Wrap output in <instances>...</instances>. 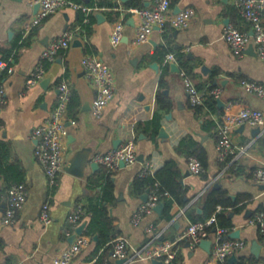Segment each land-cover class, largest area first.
<instances>
[{
  "label": "crops",
  "instance_id": "crops-1",
  "mask_svg": "<svg viewBox=\"0 0 264 264\" xmlns=\"http://www.w3.org/2000/svg\"><path fill=\"white\" fill-rule=\"evenodd\" d=\"M75 1L92 8L91 11L85 13L69 7L27 31V25L39 10L36 4L31 0H0V60L10 65L0 68V83L6 91L5 102L0 104V264H55L54 259L80 235L87 236L88 242L73 264H96L104 248L96 253L98 232L92 237L85 234L91 219L86 208L99 205L103 186L109 178L114 184L115 199L108 205V212L115 220L118 236L128 239L130 253L148 245L153 234L158 236V242L175 239L194 218L204 215L206 194L221 187L233 200L240 195L250 196V201L240 210H224L233 223L228 237L234 238L230 234L238 231L235 238L246 243L234 253L236 260H227V264H264L259 229L249 223L253 213L264 208V189L253 179V171L264 167V125L246 124L234 128L231 137L237 154L228 161H221L217 153L221 112L237 113L251 107L264 113V97L246 91L242 85L243 79L264 84V59L257 54L253 43L248 44L242 56L235 55L223 38L229 24L252 33L234 1L171 0L172 13L187 7L195 9L196 15L189 27H156L142 43L134 41L140 19L128 8L133 4L151 7L153 0ZM118 21L124 23V36L121 43L113 45L111 34ZM67 30L74 32L70 46L53 61L43 60L44 49ZM177 53L183 55L195 85L204 86L202 91L211 86L221 89L219 98L215 97L216 112L206 105H201L199 111L191 106L184 85L183 72L186 71ZM91 54L105 60L114 73L115 96L99 118L92 113L95 87L82 65V58ZM169 54L175 57L170 58ZM40 64L45 70L43 77L34 85H28L30 74ZM62 80H67L72 87L65 121L64 166L77 153L89 155L90 160L83 176L63 169L58 185L50 190L47 176L35 156L37 139L33 137V130L44 123L55 108ZM160 93L172 101V107L162 112L160 125L155 130L150 122L158 109ZM212 122L217 126L213 127ZM162 128L164 137L159 134ZM188 136L206 151L207 166L198 175L187 174L189 159L193 156L178 148ZM129 140L134 141L136 152L138 156L143 155V160L115 170L99 163L94 165L96 153H105ZM148 160L153 163V173L170 160L176 162L181 172L180 182L183 180L181 184L187 188L186 205L174 200L169 213H165V200L160 199L159 202L165 203L160 212L153 209L134 224L132 216L144 201L143 193L134 194L131 185ZM17 182L26 184L28 199L16 222L6 225L3 216L7 190ZM46 201L50 202L52 214L48 224L40 219ZM219 207L223 209L218 206L217 210ZM77 208H82L84 214L74 228L69 217ZM83 223L86 224L84 232L77 234V228ZM149 225H153V232L147 231ZM253 242L260 244L258 254L253 250ZM207 245L191 248L188 241L180 243L177 264H217L212 259L214 229ZM108 258L114 264H153L151 259L140 258L119 262L112 249Z\"/></svg>",
  "mask_w": 264,
  "mask_h": 264
},
{
  "label": "built area",
  "instance_id": "built-area-1",
  "mask_svg": "<svg viewBox=\"0 0 264 264\" xmlns=\"http://www.w3.org/2000/svg\"><path fill=\"white\" fill-rule=\"evenodd\" d=\"M243 19L250 24L252 33L243 31L235 25L226 26L223 38L229 44L232 52L237 56H242L249 43L256 47L257 54L264 59V0H233ZM33 4L39 5V10L34 18L27 25V31L39 26L45 19L52 14L66 8H74L89 13L92 8L83 5L75 0H31ZM128 11L139 17L134 41L142 43L147 41L156 27L163 28L169 25L176 29H185L189 27L196 11L193 7H187L178 13L171 12V0H153L151 7H129ZM74 35L73 30H67L61 37L54 39L42 52V59L53 61L57 55L66 50L71 43ZM124 36V23L118 21L111 34V42L118 45L122 42ZM174 58V54L168 55ZM82 65L92 81L96 95L92 101V113L96 118L102 116L104 109L115 96L114 73L109 64L98 55H86L82 58ZM10 65L5 60H0V68L6 69ZM44 66L40 64L29 76L28 85H34L44 75ZM185 89L190 97L192 107L204 102L206 95H213L219 98L221 89L201 91L197 88L193 80L183 72ZM244 89L264 97V84L258 81L248 79L242 80ZM58 101L51 112L49 118L33 130V137L37 139L35 156L39 160L48 180L49 189L52 190L58 185V178L63 171L64 151L63 141L66 131V116L69 103L72 96V87L67 80H62L58 86ZM5 87L0 83V104L5 102ZM262 126L264 125V113L262 110L251 107H244L237 113H224L218 119L220 129V139L217 145L218 158L221 161H228L230 157L237 154V147L232 140L234 128L242 125ZM94 161L102 164L109 170H115L125 165L132 164L138 160V153L135 149V143L132 140L126 141L120 146L113 148L105 153H96ZM153 163L148 160L140 172L141 175L153 173ZM204 166L197 157H190L189 171L193 174L204 172ZM253 179L264 185V167H258L253 171ZM157 184L155 185V187ZM168 196L169 192H163ZM161 194L156 189H151L148 199L144 201L132 216V222L138 224L145 213H149L160 201ZM28 199V189L25 183L17 182L12 184L7 190V206L4 211L3 223L12 225L16 222L19 212L23 209ZM221 208L219 207L218 210ZM84 211L77 208L69 217L70 224L76 228L82 220ZM40 219L48 224L52 221L50 202L46 201L42 205ZM249 223L255 225L260 232L262 244L264 245V210H257L249 219ZM211 228L214 229L215 245L212 252V259L217 264H227L229 257L237 250L245 246V241L237 238H229L230 228L218 225L217 213H213L204 220L190 222L175 239L163 240L158 242V236L153 234L151 244L140 249H134L129 252V241L124 236H118L112 241V254L115 259H124L129 262L133 259H158L164 264L173 262L180 250V243L188 241L189 246L194 248L204 239H208L211 234ZM148 232H153V225H149ZM88 237L78 236L75 241L54 259L55 264H73L75 258L87 244ZM76 264H90L78 262ZM104 264H114L109 258Z\"/></svg>",
  "mask_w": 264,
  "mask_h": 264
},
{
  "label": "trees",
  "instance_id": "trees-1",
  "mask_svg": "<svg viewBox=\"0 0 264 264\" xmlns=\"http://www.w3.org/2000/svg\"><path fill=\"white\" fill-rule=\"evenodd\" d=\"M134 7H141L135 6ZM133 7V6H132ZM177 58L182 63L185 74L189 76L187 67L183 62V55L177 53ZM163 80L161 86H163ZM199 90H204L203 85H196ZM216 87L211 86L208 88L214 89ZM158 109L153 117V120L150 124H154L155 130L160 125V120L163 116V111H168L172 107V101L167 98L165 95L160 93L157 98ZM203 105H206L211 111L216 112L217 110V100L213 95H206L203 104L194 106L197 111L201 109ZM222 115V112L220 113ZM149 124V125H150ZM139 125H141L139 123ZM213 127H216L217 124L214 122L211 123ZM178 148L184 150L188 156L197 157L204 167L207 166V155L205 149L191 136L184 138ZM181 172L175 161L170 160L156 173L149 175L139 174L132 182L131 189L134 194H142L148 188L156 189L158 194H161L160 199L165 200L166 210L165 213H169V210L174 202L177 200L181 205H186L184 201L187 188L184 187L181 182ZM157 186L155 187V185ZM168 191L171 196L163 195V192ZM114 184L109 178L103 186V195L99 205H92L86 208L91 215L90 222L86 228L85 234L92 237L95 233H99V239L97 241L96 253L99 252L101 248H104V251L99 255L96 264H104L105 260L108 259L110 250L112 249V241L118 237L119 230L115 224V220L110 217L108 212V205L114 202ZM248 201H250V196L240 195L237 200H233L229 197L228 192L224 188H213L209 191L204 198V215L199 218H194V221L204 220L210 217L213 213H217V219L219 226L231 228L233 223L231 219L225 214L226 209L232 208L234 210H240ZM243 202V203H242ZM218 206H222L223 209L217 210ZM259 210H264L263 207H260ZM171 218V216H168ZM83 219V216H82ZM213 230V228H211ZM169 264H177L176 260Z\"/></svg>",
  "mask_w": 264,
  "mask_h": 264
},
{
  "label": "water",
  "instance_id": "water-1",
  "mask_svg": "<svg viewBox=\"0 0 264 264\" xmlns=\"http://www.w3.org/2000/svg\"><path fill=\"white\" fill-rule=\"evenodd\" d=\"M36 7L39 9V5L36 4ZM177 65L173 64V67L176 68L177 70H179L178 67H176ZM205 69V67H204ZM219 102H222L220 101V99H218ZM224 104V103H222ZM160 136L161 137H164L166 134L164 133V130L163 128L160 130L159 132ZM118 147V146H115V148ZM90 160V156H80V153H77V155L69 162L67 163L63 169L65 171H69V172H73L77 175H80V176H83L84 175V167H86L87 163L89 162ZM138 160H143V155H139L138 156ZM94 165H98L97 162H94ZM125 166V163L122 162L121 163V167ZM190 171L187 172V174H189ZM183 183V180L181 181ZM218 186V185H217ZM261 187L264 189V185L262 184ZM151 191V188H148L142 195H141V198L143 199V201H146L148 199V196H149V193ZM164 202L161 201V202H158V204L154 207V209L156 211H161L162 208L164 207ZM85 226L86 224L83 223L81 224L78 228H77V234H82L84 232V229H85ZM231 236H233L234 238L237 237L238 238V231L230 234ZM76 237V234L73 235V238ZM95 240H97V236L94 237ZM208 239H204L200 242V245L204 246V247H207L208 245ZM259 249H260V244H258L257 242H253V250L256 254H258L259 252ZM236 260V254H232L228 261L230 262H233ZM153 261V264H163V262L161 260H158V259H154L152 260ZM119 262H125L124 259H120Z\"/></svg>",
  "mask_w": 264,
  "mask_h": 264
}]
</instances>
